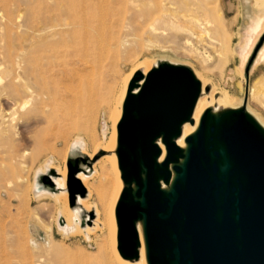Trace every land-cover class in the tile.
<instances>
[{"label":"rangeland","instance_id":"rangeland-1","mask_svg":"<svg viewBox=\"0 0 264 264\" xmlns=\"http://www.w3.org/2000/svg\"><path fill=\"white\" fill-rule=\"evenodd\" d=\"M173 4L177 13L180 12L178 19L167 17L165 11L146 20L124 13L104 36L97 35L84 45H77L79 55L71 57L74 68L90 72V79L107 91V98L96 107L94 118H87L88 132L96 136L98 145L105 144L112 134L109 112L115 111L125 78L134 69L144 72L146 66L153 69L162 63L191 68L207 81L210 91L215 89L218 96L225 93L232 99L228 107H245L264 126V73L250 75L247 94V78H242L240 67L230 72L233 33L232 23L224 15L223 0H179L176 4L174 0ZM0 13L3 18L0 19V62L4 58L22 61V67L32 66V60L44 53L43 45L57 40L54 32L58 28L52 26L70 19L66 9H54L53 0H6L4 4L0 2ZM190 15L209 18L212 25L209 33L190 21ZM225 44L228 49L223 48ZM84 63L88 65L86 68ZM260 68L263 70L264 65ZM6 108L10 110L11 104ZM49 115L48 108H37L28 119L17 117L7 131L0 126V264H99L103 259L110 264H125L118 248L120 260L116 258L108 230L63 232L57 221L59 204L34 192L37 172L48 163L57 170L67 168L69 149L79 138L86 142L88 153L95 149L87 135L78 130H58V126L68 125L65 118L54 124L48 121ZM89 167L93 168L94 164ZM100 173L98 166L89 181L92 191L89 204L94 207L88 222L91 227L96 208L101 222L104 215ZM52 174L58 176L56 171ZM107 177L106 186L113 192L118 187L116 169L109 171ZM42 182L54 187L46 183L45 177Z\"/></svg>","mask_w":264,"mask_h":264},{"label":"water","instance_id":"water-1","mask_svg":"<svg viewBox=\"0 0 264 264\" xmlns=\"http://www.w3.org/2000/svg\"><path fill=\"white\" fill-rule=\"evenodd\" d=\"M263 46L264 33L245 69L247 94ZM201 92L191 68L170 63L146 76L137 72L129 83L117 148L125 187L115 211L125 260L140 256L137 222L143 220L148 264H264V127L245 107L218 116L207 109L184 151L175 139L192 120ZM159 139L167 151L161 163ZM92 163L85 156L67 161L71 207L88 194L77 175ZM171 165L176 177L165 191ZM45 181L54 185L48 176Z\"/></svg>","mask_w":264,"mask_h":264},{"label":"bare ground","instance_id":"bare-ground-1","mask_svg":"<svg viewBox=\"0 0 264 264\" xmlns=\"http://www.w3.org/2000/svg\"><path fill=\"white\" fill-rule=\"evenodd\" d=\"M53 1L54 9H66L70 15L69 21L52 26L58 28L56 29V32H54V36L58 37L57 40L43 45L44 47L42 51L44 53L32 60V66L22 67V61L16 62L15 60H7L5 58L0 62V126L3 127L4 131H7L13 125V122L17 117L20 119L27 118L37 108H48L50 110L49 122L55 124L61 117L68 121L66 127L60 128V126H58V130L65 129L66 131H69L71 129H76L80 133L85 134V136L87 135L90 145L93 146V148L95 147V149L91 153H88L86 142L82 138H79L71 145L66 159L69 160L85 156L88 157L90 161L94 162L93 168L83 166L84 170L77 175L88 191L87 196L85 198L78 196L76 205L74 207H69V194L67 188L68 169L64 167V169L57 170L49 163L45 169H41L37 172L36 181L33 186L34 192L38 197H50L59 204L60 207L57 221L63 232H91L98 228H103V231L104 229L108 230L107 232L109 235L107 233V236H109L110 239V246L115 253L116 258L120 260L117 254L118 227L115 211L125 184L121 178V171L119 169L117 157L118 123L123 114V105L128 92L130 80L137 73V70H132L130 76L125 78L123 89L115 106V111L112 112V110H110V115L108 114V118L111 120L110 122L113 127L111 136L106 140L105 144L98 145L96 143V136L88 132L87 118H94L96 107L98 105H103L107 98V91H104L105 88L90 79V72H83L84 70L81 71L74 68L71 57L79 55V48H77V45H84L88 40L95 39L97 35H101V37L104 36L107 29L117 22L124 13H129L137 19L146 20L152 18L155 14L164 11L166 12L167 17L178 19L180 17V12L178 11V14L175 9L176 7H173L175 6L173 4L174 0ZM177 1L175 0V4ZM0 2L4 4L6 3V0H0ZM256 2L258 5L264 6V0H256ZM2 16L4 15L2 14ZM6 17L9 20L8 10H6ZM196 18L194 17L190 19V21L193 20L200 29L209 33L212 27L211 21L208 20L209 18ZM0 19L3 20V18ZM69 38L70 41L68 40ZM68 41L73 44L70 45ZM223 48L228 49V46L225 44ZM261 60H264V49L261 51L257 61ZM84 65L86 64L84 63ZM87 66L88 65L84 67L86 68ZM150 69V66L144 68V76L149 73ZM240 70L242 78H245L244 70L241 67ZM196 76L202 80V92L197 101L192 120L182 126L181 136L175 139L176 143L184 151L188 150L186 139L198 130L205 111L207 109H212L213 113L218 116L222 109L230 108L228 106L232 102V99L225 93L222 96H218L219 94L215 89L207 92V81L199 73H197ZM143 82L144 80L136 82V87L134 89L135 93L139 91ZM8 104H11L10 110H7L6 108ZM157 143L163 152L159 159V162L161 163L165 159L167 151L161 139H159ZM102 152L107 153V155L96 160ZM183 161L184 160H182V162ZM110 165L112 169H110ZM98 166L102 172L100 175L102 174L101 176H103V180L100 181L101 188L103 187V190L101 189L102 193L100 194V197L103 203L102 207L104 215H102L103 220L101 222V215L96 208V219L94 220V226L91 227L88 222L91 220L90 214L93 213L94 207L89 204V199L92 195V191L89 188L91 182L89 181L94 176ZM115 169L118 179V187L117 189L115 188L113 192H109L106 186V181L108 179L107 175L109 174V171L112 173V170ZM93 170L95 171L94 173ZM171 170L173 172L171 183L169 185L162 183V189L165 191H170L176 177L174 165H171ZM53 171H56V175L58 176H54L52 174ZM50 174H52L50 179L54 184V187L42 182V179ZM137 230L141 242L139 247L140 256L135 261L124 260L125 264H148L143 220L137 222ZM99 264L110 263L107 259H103Z\"/></svg>","mask_w":264,"mask_h":264},{"label":"crops","instance_id":"crops-1","mask_svg":"<svg viewBox=\"0 0 264 264\" xmlns=\"http://www.w3.org/2000/svg\"><path fill=\"white\" fill-rule=\"evenodd\" d=\"M223 11L225 17L232 23V49L233 56L228 64L230 72L241 67L244 72L253 54V51L264 33V6L258 5L256 0H223ZM260 50L250 75L260 72L264 73L260 66L264 61H257Z\"/></svg>","mask_w":264,"mask_h":264}]
</instances>
